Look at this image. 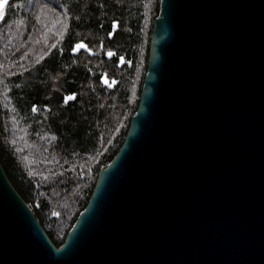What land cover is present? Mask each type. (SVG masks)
Returning <instances> with one entry per match:
<instances>
[{
	"label": "water",
	"instance_id": "obj_1",
	"mask_svg": "<svg viewBox=\"0 0 264 264\" xmlns=\"http://www.w3.org/2000/svg\"><path fill=\"white\" fill-rule=\"evenodd\" d=\"M0 264H264V0H161L137 112L61 246L0 159Z\"/></svg>",
	"mask_w": 264,
	"mask_h": 264
},
{
	"label": "trees",
	"instance_id": "obj_2",
	"mask_svg": "<svg viewBox=\"0 0 264 264\" xmlns=\"http://www.w3.org/2000/svg\"><path fill=\"white\" fill-rule=\"evenodd\" d=\"M160 3L6 2L0 18V159L57 246L137 112Z\"/></svg>",
	"mask_w": 264,
	"mask_h": 264
},
{
	"label": "rangeland",
	"instance_id": "obj_3",
	"mask_svg": "<svg viewBox=\"0 0 264 264\" xmlns=\"http://www.w3.org/2000/svg\"><path fill=\"white\" fill-rule=\"evenodd\" d=\"M6 2H7V0H0V5H3V7L0 8V18L3 15V13H4Z\"/></svg>",
	"mask_w": 264,
	"mask_h": 264
},
{
	"label": "snow or ice",
	"instance_id": "obj_4",
	"mask_svg": "<svg viewBox=\"0 0 264 264\" xmlns=\"http://www.w3.org/2000/svg\"><path fill=\"white\" fill-rule=\"evenodd\" d=\"M2 7H3V5H0V8H2ZM108 55L111 56V55H113V53L109 52Z\"/></svg>",
	"mask_w": 264,
	"mask_h": 264
}]
</instances>
